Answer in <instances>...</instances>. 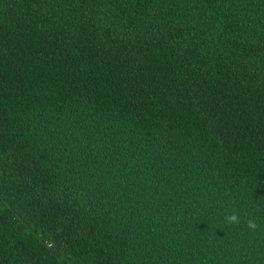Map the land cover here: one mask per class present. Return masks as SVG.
Instances as JSON below:
<instances>
[{
	"label": "trees",
	"instance_id": "1",
	"mask_svg": "<svg viewBox=\"0 0 264 264\" xmlns=\"http://www.w3.org/2000/svg\"><path fill=\"white\" fill-rule=\"evenodd\" d=\"M0 264H264V0H0Z\"/></svg>",
	"mask_w": 264,
	"mask_h": 264
},
{
	"label": "clouds",
	"instance_id": "2",
	"mask_svg": "<svg viewBox=\"0 0 264 264\" xmlns=\"http://www.w3.org/2000/svg\"><path fill=\"white\" fill-rule=\"evenodd\" d=\"M224 222L228 225H240L241 223H244L245 227L252 232H255L259 229V225L255 219L249 216L246 217L244 221H242L238 211H233L225 215Z\"/></svg>",
	"mask_w": 264,
	"mask_h": 264
}]
</instances>
